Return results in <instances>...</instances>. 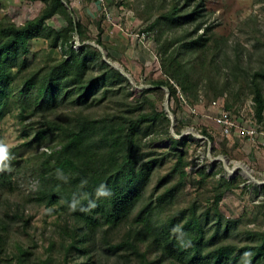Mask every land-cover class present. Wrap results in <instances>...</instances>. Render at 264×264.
<instances>
[{
	"label": "rangeland",
	"instance_id": "374dc122",
	"mask_svg": "<svg viewBox=\"0 0 264 264\" xmlns=\"http://www.w3.org/2000/svg\"><path fill=\"white\" fill-rule=\"evenodd\" d=\"M62 3L65 15L45 24L61 32L70 18L80 34L68 32V44L55 48L45 37L33 38L24 54L8 57L0 169L11 180L0 187V264H139L118 244L130 227L137 230L134 219L147 205L157 227H167L172 217L178 227L194 214L204 240L241 249L236 264H264V258L250 263L264 234V112L257 121L250 82L252 73L264 70V0ZM45 5L0 0V28L36 18ZM174 7L177 16L194 9L195 21L172 22ZM71 50L86 57L80 74L65 64ZM49 84L53 98L39 91ZM260 85L264 92V81ZM139 115L153 118L131 141L126 126ZM80 127L89 152L98 154L91 174L103 180L113 179L128 153L138 170L154 160L138 181L141 198L128 220L103 226L84 244L77 242L74 230L81 224L66 200L48 205L41 193L51 181L62 196L72 192L74 175L59 174L54 163L66 131ZM147 256L170 264L157 262L152 250Z\"/></svg>",
	"mask_w": 264,
	"mask_h": 264
},
{
	"label": "trees",
	"instance_id": "16d2710c",
	"mask_svg": "<svg viewBox=\"0 0 264 264\" xmlns=\"http://www.w3.org/2000/svg\"><path fill=\"white\" fill-rule=\"evenodd\" d=\"M44 1L46 5L36 18L28 20L20 26L7 23L0 28V102L5 96V76L8 68L11 67L9 55L20 57L24 54L29 40L33 38L45 37L51 41V47L55 48L68 44V32L80 34L79 23L73 22L70 18L67 20L69 28L65 31L57 32L49 29L45 22L55 14L65 15L66 8L62 0ZM176 12L177 9L174 7L172 13L168 15V19L172 22L184 24L195 21L194 9L178 16ZM201 38L202 35L199 40ZM197 42L198 40L193 41V43ZM70 53L71 59L65 64L76 68L80 74V70L85 66L86 57L79 59L73 50ZM66 65L64 66L68 67ZM262 81H264V70L255 71L250 76L254 116L257 121L262 120L264 112V92L262 85H260ZM155 84L166 85L165 81H156ZM27 85H30L28 81ZM92 88V85L86 86L84 93H89ZM168 89L171 95L175 94L172 86L168 85ZM43 90H49L50 96L54 97V88L50 84L39 87V91L43 92ZM154 117L158 118L159 115H154ZM152 118L148 115H139L135 119H129L126 126L127 137L132 141L137 128ZM89 124L93 125L94 122L90 121ZM85 134L81 127L78 130L68 129L66 141L59 149L54 163V169L59 174H66L71 177L72 174L74 175L75 186L72 192H69L68 196H62V187L55 181H51V186L41 192L42 199H46L48 205L58 203L60 198L66 200L67 206L72 208L74 221L81 224V227L75 228L74 232L75 236L80 239L77 242H82V244L89 242L92 235L97 234V231L103 226L116 227L128 220L141 198L138 181L144 175V168L152 169L154 164V160L149 161L143 165L145 167L142 170H138L134 161L128 159L131 157L128 153L127 160L118 166L116 165L117 169L113 179L103 180L101 175L91 174L94 169L92 165L99 159L97 153L89 152L85 142ZM178 162L181 163V158L178 159ZM89 171L90 173H88ZM181 174L184 175L183 172ZM10 180V173L0 169V187L9 185ZM224 183L226 184L225 181ZM218 199L219 197L215 198L216 201ZM152 215L149 205L141 209L134 219L137 223V230H133L135 227H130L126 231L123 241L118 244L129 249L139 259V264H155L156 261H150L147 256L150 250L154 253V259L157 262L167 261L170 264H236L241 257V249L237 250L227 242L222 240L207 242L204 240L202 223L194 214H191L178 227H176V219L172 217L168 220L167 227L163 228L157 227L152 222ZM261 238L262 241L255 246V249L252 248L254 253L251 255L250 263L255 259L264 258V234ZM137 243H146L147 247L140 250L141 248ZM74 249L83 251L76 247Z\"/></svg>",
	"mask_w": 264,
	"mask_h": 264
},
{
	"label": "built area",
	"instance_id": "2783aa9c",
	"mask_svg": "<svg viewBox=\"0 0 264 264\" xmlns=\"http://www.w3.org/2000/svg\"><path fill=\"white\" fill-rule=\"evenodd\" d=\"M226 124V123H225Z\"/></svg>",
	"mask_w": 264,
	"mask_h": 264
}]
</instances>
